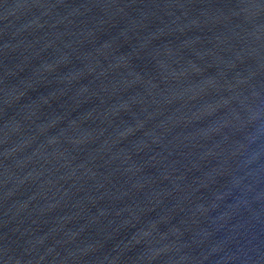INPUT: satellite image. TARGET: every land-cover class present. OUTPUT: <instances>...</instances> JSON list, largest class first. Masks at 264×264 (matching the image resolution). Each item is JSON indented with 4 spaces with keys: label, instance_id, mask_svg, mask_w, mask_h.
Masks as SVG:
<instances>
[{
    "label": "water",
    "instance_id": "1",
    "mask_svg": "<svg viewBox=\"0 0 264 264\" xmlns=\"http://www.w3.org/2000/svg\"><path fill=\"white\" fill-rule=\"evenodd\" d=\"M0 264H264V0H0Z\"/></svg>",
    "mask_w": 264,
    "mask_h": 264
}]
</instances>
